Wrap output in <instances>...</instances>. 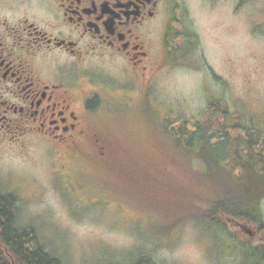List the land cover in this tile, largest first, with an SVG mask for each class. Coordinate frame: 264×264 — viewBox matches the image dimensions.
Listing matches in <instances>:
<instances>
[{
	"label": "rangeland",
	"instance_id": "obj_1",
	"mask_svg": "<svg viewBox=\"0 0 264 264\" xmlns=\"http://www.w3.org/2000/svg\"><path fill=\"white\" fill-rule=\"evenodd\" d=\"M179 1L182 33L175 24L169 29V53L138 92L129 74L102 76L113 86L123 78L134 92L127 103L91 116L86 127L102 131L98 150L90 138L82 154L32 139L24 147L0 145V190L17 197L18 226L32 229L64 264L257 261L240 250L262 243L256 224L239 219L224 233L217 224L224 217L209 224L207 214L230 188L245 185L232 173L251 169L247 182L263 188L260 146L255 152L235 138L252 131L264 144V0ZM181 128L186 139L205 128L234 151L221 147L220 159L211 161L202 146L176 135ZM261 206L264 214V197Z\"/></svg>",
	"mask_w": 264,
	"mask_h": 264
},
{
	"label": "flooded vegetation",
	"instance_id": "obj_2",
	"mask_svg": "<svg viewBox=\"0 0 264 264\" xmlns=\"http://www.w3.org/2000/svg\"><path fill=\"white\" fill-rule=\"evenodd\" d=\"M183 21L179 0H0V145L82 154L90 138L98 150L91 116L142 88ZM110 73L133 76L135 89Z\"/></svg>",
	"mask_w": 264,
	"mask_h": 264
},
{
	"label": "trees",
	"instance_id": "obj_3",
	"mask_svg": "<svg viewBox=\"0 0 264 264\" xmlns=\"http://www.w3.org/2000/svg\"><path fill=\"white\" fill-rule=\"evenodd\" d=\"M212 106L218 108L217 103H213ZM220 113L223 114L222 111H220ZM196 126L198 127L200 124L196 123ZM186 131V128H181L175 133L179 138L184 140L187 136ZM206 132L205 128L193 129L192 133H190V140L185 138V140H189L186 142L187 145L193 146L197 144L202 146L201 150L203 156L205 155L204 157L210 158L211 161L220 159L219 157L221 155L219 150L221 147L226 148L227 151H231L230 153L234 151L233 144L229 146L227 143L225 144L222 142L224 141L223 136L216 134V136L220 137L217 139V142H214L211 139L215 136L211 135L213 136L211 137L209 133ZM244 136L248 139H244L240 135L238 136L239 138L236 137L235 140H238L244 147L247 145L251 148H254L257 142V146H260L261 150L260 153L257 154L258 156H262V163H264V144L260 141L262 138L258 137V134L254 136L252 131ZM225 137L229 139L228 134H226ZM258 138H260V140H258ZM235 145H237V143ZM254 150L256 152L257 148L255 147ZM261 165L262 170H264V164ZM250 170H241V177H236L235 174L232 173V176L236 180L240 182L243 181L245 185H240L239 188L237 186L230 188L222 199L214 202L215 204H213L211 211L207 214L209 224H216L219 222L217 218L224 217V222L220 221L217 223L222 227L224 233L227 232L229 222L239 219L256 224L258 230L264 232V214L261 206V199L264 197V184H261L263 188H253L254 186L247 181L254 177L247 175L245 172ZM16 204L17 197L15 195L6 194L0 190V264H64L59 258L52 255L39 243L32 229L20 228L18 226ZM225 222H227V224ZM261 237L262 243L260 245H255L252 241H249V244L244 243V246L240 248L241 251L245 250L247 254L246 258L252 257L255 261L257 259L255 264H264V235ZM134 264L156 263L150 258L142 257Z\"/></svg>",
	"mask_w": 264,
	"mask_h": 264
}]
</instances>
